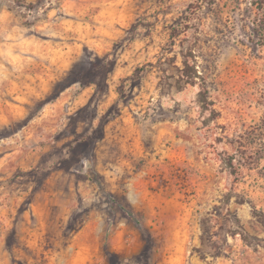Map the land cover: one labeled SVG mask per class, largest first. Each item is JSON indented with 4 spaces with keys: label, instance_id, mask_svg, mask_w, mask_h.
<instances>
[{
    "label": "rangeland",
    "instance_id": "1",
    "mask_svg": "<svg viewBox=\"0 0 264 264\" xmlns=\"http://www.w3.org/2000/svg\"><path fill=\"white\" fill-rule=\"evenodd\" d=\"M0 264H264V0H0Z\"/></svg>",
    "mask_w": 264,
    "mask_h": 264
},
{
    "label": "trees",
    "instance_id": "2",
    "mask_svg": "<svg viewBox=\"0 0 264 264\" xmlns=\"http://www.w3.org/2000/svg\"><path fill=\"white\" fill-rule=\"evenodd\" d=\"M184 63L185 64H188V57L187 55H184ZM187 77L185 76V81L187 83H190L192 82V77L189 76L188 74H186ZM197 76V75H196ZM183 77H184V74H183ZM78 80V77H75L73 75H67L65 77H63L57 84H58V88H57V91L58 92H62L64 89H66L67 87H69L70 85H72L73 83L77 82ZM203 102L205 104H208V99L206 97H204L203 99ZM209 106V105H206V107ZM143 234L144 236H148V234L146 233V231L143 229Z\"/></svg>",
    "mask_w": 264,
    "mask_h": 264
}]
</instances>
